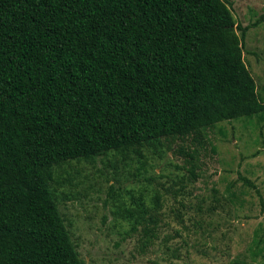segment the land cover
<instances>
[{"label":"trees","instance_id":"16d2710c","mask_svg":"<svg viewBox=\"0 0 264 264\" xmlns=\"http://www.w3.org/2000/svg\"><path fill=\"white\" fill-rule=\"evenodd\" d=\"M262 21L237 24L224 0H0V264H85L55 169L262 119L243 59ZM159 200L135 211L150 237Z\"/></svg>","mask_w":264,"mask_h":264},{"label":"rangeland","instance_id":"374dc122","mask_svg":"<svg viewBox=\"0 0 264 264\" xmlns=\"http://www.w3.org/2000/svg\"><path fill=\"white\" fill-rule=\"evenodd\" d=\"M224 1L242 26L264 15V0ZM243 59L264 100V21L248 30ZM259 117L162 139L142 149V157L110 153L55 169L58 209L80 258L85 264H264V117ZM228 190L242 192L237 203L228 202ZM155 194L160 207L148 213L158 219L150 237L146 221L135 222V211L140 202L152 208Z\"/></svg>","mask_w":264,"mask_h":264}]
</instances>
